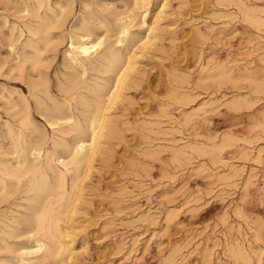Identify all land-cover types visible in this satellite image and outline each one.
Returning a JSON list of instances; mask_svg holds the SVG:
<instances>
[{"label":"rangeland","instance_id":"374dc122","mask_svg":"<svg viewBox=\"0 0 264 264\" xmlns=\"http://www.w3.org/2000/svg\"><path fill=\"white\" fill-rule=\"evenodd\" d=\"M1 1L0 136L4 135L6 131L5 124L7 122L14 124L18 119V116L14 115V110L11 108L9 101L21 103V95H24L32 100L31 112L34 124L44 130L48 137H51L52 129L48 123L50 117L44 115L45 108L39 107L35 99L32 98L30 94L31 80H36L37 75L40 77H37L36 80L40 84L36 90L48 104L52 105L53 102L48 99L47 94L43 91L44 84L42 83L44 82L47 83L51 96L63 102L65 93L62 92H65V90L61 88V84L67 81L70 72L65 52L69 48L72 34L85 31L83 24H87L92 29L94 38L103 37V34H105L108 40L114 36L116 39L119 29L116 19L124 18L131 10L130 7L134 5L132 1L135 0H49L53 8L52 11L47 9L45 0L39 12L42 14L46 12L49 16L52 14L51 18H54V14H58L59 17L61 15L60 18L58 17L61 26L50 29L51 36L57 39L56 43H54V39L47 46L43 42L39 43L42 47L43 62L39 67L41 75L37 72L31 73L32 77L35 78L29 76L31 71L29 63H26L23 75L20 74V71H17V68L12 66L19 62L20 56L23 54L24 44L31 37L27 25H35L37 21V18L31 15L26 16L25 9L29 8L31 10L37 6V2L35 0ZM13 2L15 5L12 4ZM234 2L232 3L230 0L151 1L147 14V24L154 21L155 14L165 3L164 7L166 8L163 12L165 15L162 14L163 17L160 21L163 32L159 38L162 39H156L159 41L154 39L150 44L153 48L149 46L142 53L137 49L139 58L138 56L135 57V65L138 67L136 66V71L132 73L134 80L132 78L133 81L129 85L131 88H128V90L126 88L128 92L124 90L126 91L124 99H119L110 108L113 124L117 127V131L120 130L119 134L117 133L118 136L116 134V137L104 140L102 144L103 153L101 152L103 155L99 154L100 151L96 154L91 175L82 184L83 190L86 191H83L84 202L87 203H83V201L80 203L79 207L85 204L79 208L81 212L77 211L80 215L77 212H75L76 214L69 212L70 218L64 223L72 231V237L75 239L74 252L76 257L79 256L73 258L77 261L71 260L70 264H166V260L171 255H175L174 264H206L208 259L210 264H264V190H259L260 187L264 186V128L260 126H264V84L262 83V81L264 82V56H261L262 53L264 54V23L259 24L260 27H258L255 21H249L253 17H264V0L244 1L246 8L247 6L250 7V9L248 7L249 11H251V6L257 8L256 14L254 13L255 10H252V13L244 14L243 11H240L241 9L236 8L239 6L235 7L237 4H234ZM3 4L7 6H5V9ZM14 6L16 7L14 8ZM261 7L262 9H260ZM21 11L24 13L20 14ZM111 12H114V14ZM118 12L125 16L119 15ZM226 13L228 18L227 15L225 16ZM114 15L118 17H114ZM244 15H247L246 19L250 23L245 21ZM145 26H135L132 29L136 33V38L148 33V28ZM197 32L206 36H199L201 34ZM34 37L36 38V36ZM115 39L113 38L110 41L115 42ZM12 41H16L15 50L11 49L10 43ZM156 42L158 43L154 44ZM131 43V39L127 38L123 45L130 46ZM122 47L119 46V48ZM260 47L263 48V51L260 50ZM25 50L29 54L33 51L28 46ZM126 51L124 49L123 53L126 54ZM8 53L11 57L7 56ZM210 58L212 59L210 60ZM3 61L5 64L2 63ZM216 63L231 67V77L227 80L221 77V80L222 78L225 79H223V83H219L220 78L215 77V73L210 70ZM204 65H207V68L205 67L206 70L203 69V71L201 68H204ZM9 70L12 73L10 76L8 74L10 73ZM207 70L211 73H206ZM246 71L250 72V77ZM185 74L187 77L184 76ZM16 75L19 76L16 77ZM96 75H98L97 71L89 70L84 77L95 78ZM213 76L216 80L213 79ZM242 76L246 78L243 79ZM174 77H177L178 80ZM179 77L181 81H179ZM234 80L236 81L234 82ZM243 80L245 82H242ZM258 81H261L260 83L263 86L260 84L256 88L257 85L255 86V84L256 82L259 84ZM171 88L176 91V94L172 91V96ZM256 90L258 91L255 92ZM180 91H183L186 95L183 94L181 97L182 92ZM168 92L170 94H167ZM252 92L253 94H251ZM236 94L247 96L249 102L253 100L251 103L254 102V104L248 102L247 107L241 103L238 106L241 109L237 105L236 107L233 106L234 108L230 107L233 104L231 98ZM175 95L177 96L175 97ZM164 96H167V98ZM183 97L184 99L186 97V99L184 100ZM188 97L191 98L192 102ZM181 98L183 100L178 101ZM74 111L76 115L81 116L80 111L75 109ZM114 112L117 114L115 115ZM186 116L190 117L189 122L183 120ZM248 120L250 121L248 122ZM259 123L261 124L257 127L256 124ZM251 128H254V132ZM166 132L168 135H166ZM120 133L122 134L120 135ZM257 133L262 139L258 137L259 135H255ZM229 135L233 136L229 137L230 140L232 138V141H228ZM253 136L255 137L252 138ZM67 137L72 140L73 134ZM258 138L260 140H257ZM223 142H226L225 146ZM219 145L222 148L221 154H218V149L216 150ZM143 149L146 151V157ZM178 150H181V156H185L186 159H184L185 157H179L180 154L179 156L178 154L174 155L176 158L172 157L174 152H178ZM155 151L156 155H154ZM245 151L247 153H244ZM257 153L260 155L259 160H256ZM218 156L225 157L226 162L224 164L220 161H218L220 164L216 162L219 159ZM212 157L216 160L215 162L212 161ZM246 157L248 158L246 159ZM228 165H234L236 169L238 167L242 168L236 170L241 174L236 172L237 175L235 173V176H233L235 178L232 177L233 180L230 179L231 181H226L223 178V176L232 172H225L230 171ZM221 173L222 175L225 173V175H218ZM247 173H254V186L251 184L249 191L245 189V181L249 175ZM232 174L234 175V173ZM219 176L223 179L221 180ZM176 189H180L179 192ZM242 197H246L245 202L241 200ZM196 199H198L197 202ZM24 204L26 202L17 199L16 196L11 197L0 204V217L2 212L6 217L24 213L25 208L19 206ZM239 207L244 209L241 208V210ZM238 212L241 214L239 215ZM168 213L173 214V220L171 219L170 227L167 228L166 218ZM223 220H226L227 223L226 221L224 223ZM230 223H233V225H230ZM231 226H233V232L236 230L239 233L235 231L234 234L231 231ZM239 227L241 230L238 229ZM222 236H225L226 239ZM244 236H246V239ZM233 241L242 242L250 254L253 251L250 261L240 259L237 262L234 257L228 254L229 252L227 253L229 243L234 244ZM225 242L227 244L224 245ZM25 245L31 244L25 243ZM210 253L211 256H208L207 254ZM5 255L8 256L9 254L0 253V258L5 257Z\"/></svg>","mask_w":264,"mask_h":264},{"label":"bare ground","instance_id":"6f19581e","mask_svg":"<svg viewBox=\"0 0 264 264\" xmlns=\"http://www.w3.org/2000/svg\"><path fill=\"white\" fill-rule=\"evenodd\" d=\"M35 1L37 2V6H35L31 10L29 8H26L25 10H26V14H27L26 16L31 15L34 18H37L36 24L35 25H27L29 33L31 34V37H29L24 44V48L22 49L23 54L20 56L19 62H17V64L15 66H12V67L17 68V71L18 72L20 71V74L23 75L22 73H23V70L26 69V63H29L30 64V70H31L29 73V76H31V77H32V74H31L32 72H37L39 75H41L39 67L43 62V57H42V47L39 45V43L43 42V43H45V46H47L48 44L50 45V43L53 41H54V43H56L57 39L56 38L54 39V37L51 36L50 29L52 30V28L54 29V27H60L61 26L58 22V17H59L58 14H54V18H51L52 14H51V16H49L46 12H45V14H42L41 12H39L40 11L39 9H41L42 4L45 0H35ZM151 1L152 0H135V1H132L134 5H132L133 7L132 6L130 7L131 10L128 12V14L126 16L124 14H122L123 16H125L124 18L120 17L121 19H119V20H118V18L116 19L118 21L117 24L119 26V29L117 31L118 36H116V39H115V36L113 35L114 36L113 38L116 40L115 42L110 41L111 39H113V38H111L112 36L110 37L111 39L108 40V38L105 37V34H103L104 35L103 37L94 38L93 31L91 28L88 27L87 24H83V28L85 29V31H81L78 33L74 32L72 34L69 48L65 52V57L69 63V68H70L69 77H68L67 81H65L63 84L60 83L61 88L63 90H65V92H62L63 94L65 93L63 102H60V101L56 100L53 96H51V94L49 93V90H48L47 83L44 82V83H42V84H44L43 91L45 94H47L48 99L53 102L52 105L48 104L45 100H43L42 96L36 90L37 87L40 85L39 82L36 81L38 79L37 77H39V76L38 75L36 76V80H33V81L31 80V82H30V86H31L30 94H31L32 98L35 99V102L39 107L45 108L44 109L45 110L44 115L46 117H50L48 119V123H49V127L52 129V136L51 137H48L47 133L44 130L40 129L37 125L34 124L33 119H32V112H31L32 100H30L29 98H27L24 95H21V99H22L21 103L16 102V101L15 102L9 101L11 108L14 110V115H17L18 119L16 120V123L14 122V124L7 122L5 124V126H6L5 130L6 131H5L4 135L0 136V204L6 200H9L13 196H16L17 199H21L22 201H25L26 204L19 205V206H23L25 208V212L20 213L19 215L15 214V215H12L10 217L9 216L6 217V215H4L2 212V215L0 217V253L4 252L6 254L8 253L9 255L8 256L5 255V257L0 258V264H3V263L4 264H70V262H72L74 260L73 258L76 257V253L74 252L75 251L74 250L75 239L72 237L73 234L71 233L72 231H70V229H69L70 227L65 226L64 223L66 222V220L68 218H70L68 215L69 212H71V213L77 212L79 210V208L82 206L81 205L79 207V205H80V203H82V201H83V203H87V202H84L85 198H84L83 191H85V190H83L82 184L84 183V181L86 179L88 180V178L90 177L91 172H92V168L95 165V163H94L95 156L99 151H100L99 154L102 152V144H103L104 140L105 139L107 140L108 138H112L114 136L116 137V134L117 133L119 134L120 130L117 131V127H115L113 124V119L111 117L112 114L110 115V108L113 107L112 104L114 105L116 103V101H118L119 99H122L124 97L128 88L129 89L131 88V86L129 87V85H130V83H132L131 81L134 80L132 73L135 72L136 68L138 67L137 65H135V57L138 56V58H139V53H138L137 49H139L140 53H142V51L149 48L150 44H152V41L154 39L155 40L156 39H159V40L162 39V38H159V37H161L162 32H163L162 28L160 26V21L163 17L162 14L165 15V13H163L164 8H166V7H164L165 3L163 4L162 8L155 14L156 18L154 19V21H152V23H150V24H147V14H148V10H149ZM230 1H232V3L235 1L234 4H237V5H235V7L239 6L236 8L241 9L240 11H243L244 14L248 13V12L252 13L254 10H255L254 13L256 12L257 8L256 7L254 8V6H251L252 7L251 11H249V9H250L249 6H247V8H246V6H245L246 4L244 5L245 0L243 2H242V0H234V1L230 0ZM46 2H47V5H46L47 9L52 11L53 8H52L49 0H46ZM12 4L15 5L14 2ZM3 5H4V9H5V6L8 5V3H6V5L5 4H3ZM166 5H167V3H166ZM17 6L20 8L19 5H17ZM99 6H100V4H99ZM99 6H97V7H99ZM12 7H13V5H12ZM15 7L16 6H14V8ZM248 7H249V9H248ZM61 8H63V7H61ZM118 9H117V11H118ZM260 9H262V7ZM22 11H23V9H22ZM22 11L19 13L20 14L24 13ZM4 12H5V10H4ZM122 12H124V11H122ZM125 12H126V10H125ZM243 12H241V13H243ZM111 13L114 14V12H111ZM60 14H61V12H60ZM115 14H117V13H115ZM119 15H121V14L119 13ZM168 15H170V14H168ZM221 15H222V13H221ZM226 15H227V13L225 14V16ZM110 16H112V14H110ZM115 16L116 15H114V17ZM244 16H245L244 19H246L247 15H244ZM11 17H13V16H11ZM60 17H61V15H60ZM116 17H118V16H116ZM223 17H224V15H223ZM227 18H228V15H227ZM29 19H30V17H29ZM250 20L251 21L253 20V22L255 21L258 24V27H260L259 24L264 23V17L263 18L262 17L254 18L253 17V18H250L249 21ZM245 21H248V19H246ZM251 24H252V22H251ZM145 25L148 28L147 29L148 33L143 35L140 38H136V36H135L136 33L132 29L135 26L140 27V26H145ZM166 28H168V27H166ZM195 28H196V26H195ZM197 29H199V28L197 27ZM194 30H196V29H194ZM199 31L201 32V30H199ZM200 32H197V33L201 34ZM211 32H213V31H211ZM0 35L2 36V34H0ZM34 36H36V38ZM199 36L203 37L206 35L201 34ZM4 37H5V35H4ZM197 37H198V35H197ZM7 38H6V40L8 41ZM127 38L131 39L132 43L130 46L123 45V42ZM204 38H206V37H204ZM15 40H17V39H15ZM159 40H156V41H159ZM15 42L16 41H12L11 43L10 42H6V43H8V44L10 43L11 49L15 50ZM157 43L158 42H156L154 44H157ZM8 44H6V45H8ZM27 46L31 47L33 49V51L30 52V54H29V52H27V50H25V48ZM119 46H123V47L119 48ZM150 47H152V46H150ZM47 48H49V47H47ZM254 48H256V47H254ZM263 48H261L260 50L263 51ZM124 49L127 50L126 54L123 53ZM154 49H155V47H154ZM257 49H259V48H257ZM45 50H46V48H45ZM146 53H148V52H146ZM7 56L11 57L9 55V53L7 54ZM144 56H146V55H144ZM261 56L263 57L264 54L262 53ZM16 59H18V58H16ZM211 59L212 58H210V60ZM11 60H9V61H11ZM15 60H13V61H15ZM136 62H137V60H136ZM2 63H4V61ZM216 64L213 68H211V66H210V68H211L210 70H212V72L215 73V75H214L215 77L220 78L219 83L220 82L223 83L222 81L224 78H226V80H227V78L231 77L230 76L231 67H227L225 64L221 65V63H219L217 65ZM207 65L206 66L204 65V68H201V70H203V69L206 70L205 67L207 68ZM251 66H253V65H251ZM89 70L97 71L98 75H96L95 78L84 77V75H86ZM246 70H247V68H246ZM137 71H139V70L137 69ZM9 72L10 73H8V74L10 76V74H12L11 70H9ZM208 72H210V71L207 70L206 73H208ZM247 72L248 71H246V73ZM141 73H143V71H141ZM206 73H205V75H206ZM242 73H243V71H242ZM248 73H249L248 75L250 77V72H248ZM244 74H245V72H244ZM17 76H19V75H16V77ZM175 76H177V75H175ZM184 76L187 77L186 74ZM214 76H213V79H215ZM221 77H224V78H222V80H221ZM239 77H241V76L239 75ZM244 77H243V79L246 78V77L245 78ZM249 77L247 76L248 81H249ZM32 78H35V77H32ZM132 78H133V80H132ZM136 78H137V76H136ZM174 78L176 79L177 77H174ZM180 79L181 78L179 77V81H181ZM239 79H241V78H239ZM176 80H178V79H176ZM210 80H211V77H210ZM167 81H168V79H167ZM185 81H187V80H185ZM235 81L236 80H234V82ZM250 81H251V79H250ZM253 81H254V79H253ZM138 82L139 81L137 79V84H138ZM242 82H245V81L243 80ZM258 82H259V84H257V82L255 84V86L257 85L256 88H258V86L260 84L263 86V84H264L263 81H262L263 84L260 83L261 81H258ZM199 85H200V83L198 84V86ZM245 87H246V84H245ZM126 88H127V90H126ZM174 88L177 89L176 87H174ZM124 90H126V91H124ZM170 90H171V92L173 91L176 94V91L172 90V88ZM251 91H253V90H251ZM257 91L258 90H256L255 92H257ZM173 92L171 93V96H172ZM180 92H182L181 94L179 93L181 97L183 96V94L186 95L183 91H180ZM22 94H23V92H22ZM167 94H170V93L168 92ZM251 94H253V92ZM176 96L177 95H175V97ZM180 96L178 95V97H180ZM164 97L167 98V96H164ZM246 97L247 96H244L243 94H236V95L232 96L231 101L233 102V104L230 105L231 104V102H230V104H229L230 107L231 106L236 107V105L238 107V106H240L239 104H241V103H242V105L245 104V106L248 107L249 103H251V101H253V100H251L249 102V100ZM188 98H190V97H188ZM183 99H184V97H183ZM183 99L181 98V100H178V101H182ZM185 99H186V97H185ZM190 101H191V98H190ZM218 102H219V100H218ZM255 102L257 103L258 101L256 100ZM7 103H8V101H7ZM208 103H206V104H208ZM215 103H217V102H215ZM252 103L254 104V102H252ZM160 107H162V106L160 105ZM238 108H240V107H238ZM243 108H244V106H243ZM3 109H4V107H3ZM74 109L77 111H80L81 116L76 115ZM157 110H158V108H157ZM194 110H195V108H194ZM164 112H166V111L164 110ZM116 114L117 113H115V115ZM149 115H150V113H149ZM254 115H255V113H254ZM184 116H185V114H184ZM14 118H15V116H14ZM14 118H13V120H14ZM117 119H118V117H117ZM183 120H186L189 122L190 117L186 116ZM181 121H182V119H181ZM249 121L250 120H248V122ZM135 123H137V122H135ZM166 124H167V122H166ZM251 124L255 125L253 123H251ZM260 124L261 123L256 124L257 127ZM161 125H163V124H161ZM151 126H152V124H151ZM260 126H262L264 128L263 125H260ZM248 127H249V125H248ZM252 127H254V126H252ZM146 129H148V128H146ZM164 129H163V132H164ZM255 129H257V128L255 127ZM251 130L253 131L254 128L253 129L251 128ZM252 131L250 132V134L252 133ZM247 132H248V130H247ZM176 133H178V132H176ZM70 134H73L72 140L67 137ZM118 134H117V136H118ZM121 134L122 133H120V135ZM166 135H168V133ZM255 135L258 136L259 134L257 133ZM163 136H165V135H163ZM230 136L231 135L228 136V141L230 140L229 139ZM231 137H233V136H231ZM254 137L255 136H253L252 138H254ZM258 137L261 138L260 135ZM259 138L257 140H260ZM114 139H116V138H114ZM242 139L243 138L241 137V140ZM159 140H161V139H159ZM6 141H8V142L6 143ZM230 141H232V138ZM226 142H227V140H226ZM226 142H223L224 146L226 145L225 144ZM106 143H108V142H106ZM248 143H249V141H248ZM256 143H258V142H256ZM227 144H228V142H227ZM50 145H52V146H50ZM188 146H190V145H188ZM177 147H178V145H177ZM196 147H198V146H196ZM162 148H165V147H162ZM184 148H185V146H184ZM192 148H194V147H192ZM219 148H220V145L218 146V148H216V150L218 149V152H219L218 154H221L222 148H220V149ZM165 149H167V148H165ZM180 149H181V147H180ZM261 149H259V150H261ZM173 150H175V149H173ZM199 150H201V149L199 148ZM180 151L181 150H178V152H174L172 157H174V155L176 156L177 154L179 156V154L181 153ZM223 151H224V148H223ZM243 151H244V149H243ZM246 151L244 153H247ZM152 152H153V150H152ZM182 152L184 153V151H182ZM157 153L159 154V152H157ZM258 153H257L258 156L257 155H256L257 157L255 156L257 158L256 160H259L258 157L260 156L259 155L260 153L259 154ZM145 154H146V151L144 153V156H145ZM201 154L203 155V153H201ZM248 154H249V152H248ZM105 155H107V154H105ZM154 155H156V151H155ZM184 155H185V153H184ZM186 155H188V154H186ZM215 155H217V154H215ZM223 156H225V155H223ZM227 156H228V154H227ZM240 156H241V154H240ZM179 157H182L181 154ZM184 157H182V158H184ZM104 158H106V157H104ZM174 158H176V157H174ZM218 158L219 159L217 161L215 159H213V157L211 159H213L212 160L213 162L220 161V162H222V164H224L226 162L224 159L225 157L223 158L221 156H218ZM247 158L248 157H246V159ZM184 159H186V157ZM187 159L189 160L190 158H187ZM177 160H180V159H177ZM226 160H227V158H226ZM234 160H236V159H234ZM228 163H230V162H228ZM139 166L140 165L138 164V167ZM229 167L231 168V169L229 168L230 171H225V172H231L232 171L229 175H225V173H224L223 175H225V176H223L222 175L223 172L221 174H218V175L223 176V178L226 179V181H228L230 179L233 180L232 177L235 176V173L237 172L236 170L242 169L241 167H240L241 169L239 167L236 169V167L234 165H231ZM142 169H143V167H142ZM149 173H150V171H149ZM232 173H234V175ZM237 173H239V172H237ZM237 173H236V175H237ZM239 174H241V173H239ZM247 174H249V175L247 176L246 181H245L246 182L245 183L246 184L245 185L246 190L249 189L251 184L253 185V181H254L253 180V178H254L253 174L254 173L253 174L247 173ZM221 176H219V177L221 178ZM223 178H221V180ZM233 178H235V177H233ZM226 185H227V183H226ZM229 185H231V184H229ZM256 187H259V186H256ZM181 188H183V187H181ZM242 189H244V188H242ZM250 189H251V187H250ZM261 189L264 190V186L260 187L259 190H261ZM176 190L179 192L180 189L179 190L176 189ZM246 190H245V192H246ZM243 197L241 198V200L242 201L244 200L243 202H245L246 197L245 198H243ZM254 200H256V199H254ZM193 201L195 202V200H193ZM197 201H198V199H196V202ZM186 204H188V203H186ZM242 207H239V208L241 209ZM245 207H246V205H245ZM81 209H83V208H81ZM242 209H244V208H242ZM246 209H248V208H246ZM170 210H171V208H170ZM82 213H83V211H82ZM77 214H79V212H77ZM232 214H234V212H232ZM240 214L241 213H239V215ZM172 216H173V214H171V213L167 214V218H166L167 228L170 227L169 225H170V221L172 219ZM174 216H175V214H174ZM223 217H225V216H223ZM246 217H247V215H246ZM173 218H175V217H173ZM239 218H240V216H239ZM258 220H259V217H258ZM225 221H224V223H225ZM226 223H227V221H226ZM231 224L233 225V223H230V225ZM230 225H229V228H230ZM255 227H257V226L255 225ZM231 228H232V230L231 229H229V230H231L233 232V226H231ZM238 229L241 230L240 227ZM71 230H73V229H71ZM231 231H229V232H231ZM237 233H239V232H237ZM230 234H232V233H230ZM234 234H233V236H234ZM243 235H245V234H243ZM246 236H244L245 239H246ZM222 237H225V236H222ZM225 239H226V237H225ZM236 240H237V238H236ZM238 241L237 242L233 241V242H235L234 244L229 243V248H228L227 253L229 252L228 254H230L232 257H234L235 261H237V260L239 261L240 259L250 261L251 260L250 259L251 254L253 251L250 250L251 251V254H250V252L247 251V249L245 248L243 243L238 242ZM25 243H30L31 245H25ZM225 244H227V243L225 242L224 245ZM211 253L207 254V255L211 256ZM77 254H78V252H77ZM174 256L173 255H171L170 257L168 256L169 258L166 260V264H174V261H175ZM78 257H76V258H78ZM75 260H74V262H75ZM208 260H207L206 264H210ZM178 261H180V260H178ZM178 261H176V262H178ZM246 261H245V263H246Z\"/></svg>","mask_w":264,"mask_h":264}]
</instances>
